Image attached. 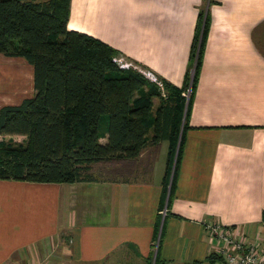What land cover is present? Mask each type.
<instances>
[{"label":"crops","instance_id":"0c3cea01","mask_svg":"<svg viewBox=\"0 0 264 264\" xmlns=\"http://www.w3.org/2000/svg\"><path fill=\"white\" fill-rule=\"evenodd\" d=\"M202 2L71 0L67 29L181 87ZM209 15L169 208L165 141L160 171L155 160L138 169L121 161L105 168L127 178L0 180V264H224L204 228L211 222L264 246V0H215ZM29 69L21 95L32 88ZM11 89L0 90V107L21 102L5 98Z\"/></svg>","mask_w":264,"mask_h":264},{"label":"trees","instance_id":"16d2710c","mask_svg":"<svg viewBox=\"0 0 264 264\" xmlns=\"http://www.w3.org/2000/svg\"><path fill=\"white\" fill-rule=\"evenodd\" d=\"M70 2L0 0V55L30 65L33 88V95L19 104L0 107V137L24 138L0 139V180L95 182L93 165L137 162L147 147L165 141L164 204L181 130L168 209L215 0H203L198 11L183 85L160 79L164 97L156 84L132 68H120L117 60L144 67L92 36L67 29ZM188 89L186 99L182 94ZM162 232L163 227L160 238Z\"/></svg>","mask_w":264,"mask_h":264},{"label":"built area","instance_id":"2783aa9c","mask_svg":"<svg viewBox=\"0 0 264 264\" xmlns=\"http://www.w3.org/2000/svg\"><path fill=\"white\" fill-rule=\"evenodd\" d=\"M117 63L122 69L132 68L141 73L158 86L162 97L165 96L162 81L155 74L141 69L122 57L117 60ZM188 94L189 90L182 95L187 97ZM204 228L209 237L218 242L217 254L224 264H264V246L261 241L257 239L248 241L236 227H225L218 222L206 223Z\"/></svg>","mask_w":264,"mask_h":264},{"label":"rangeland","instance_id":"374dc122","mask_svg":"<svg viewBox=\"0 0 264 264\" xmlns=\"http://www.w3.org/2000/svg\"><path fill=\"white\" fill-rule=\"evenodd\" d=\"M40 1V0H39ZM11 59V61H13L12 63H16L19 62L17 64H9L5 61V57L0 55V90L3 89H11L8 93L7 96L5 98H9V99H16L18 98L19 102L20 100L30 97L33 95V88H30V90H26L27 92L24 95H21L22 93H24L25 88H23L24 83H23V76L26 74L28 75L30 72L29 67H31L30 65L26 64V62H24V60L19 59V58H9ZM8 60V59H7ZM25 82V81H24ZM26 83V82H25ZM28 84V83H27ZM28 89V88H26ZM189 93H190V89ZM7 92V91H6ZM20 95V96H19ZM14 142H22L24 140L23 137L21 136H11V137H0V139H10ZM102 141V140H101ZM161 146L158 145L156 147H152L150 149H148L147 151H145V153L143 154L142 158L140 159V161L138 160L136 162L135 168L138 169V167H143V165L145 163H147V161H151L154 162V160L156 161V171H160V166L161 163L164 161V155H165V147H166V143H163L162 148H160ZM174 161V160H173ZM115 165V163H99V164H95L91 167L90 173H92L93 176H95L98 179L101 178H108L112 176L114 177V175L116 173H112L111 170H107L108 169H114L113 166ZM173 166V165H172ZM106 167V168H105ZM106 170V171H105ZM135 170V169H134ZM116 177L119 178H127L128 174L126 173H122V174H116Z\"/></svg>","mask_w":264,"mask_h":264},{"label":"water","instance_id":"95a60500","mask_svg":"<svg viewBox=\"0 0 264 264\" xmlns=\"http://www.w3.org/2000/svg\"><path fill=\"white\" fill-rule=\"evenodd\" d=\"M181 129H182V126H181ZM180 136H181V130L179 132V137H178V141H177V146H176V151H175L173 166H172L171 173H170L169 184H168V191H167V196H166V200H165V206H166V203H167L169 189H170V184H171V181H172V175H173V172H174V164H175L176 155H177L178 147H179V143H180ZM165 209H166V207H165ZM161 227H162V224H161Z\"/></svg>","mask_w":264,"mask_h":264}]
</instances>
